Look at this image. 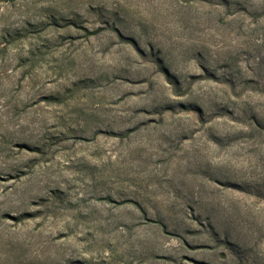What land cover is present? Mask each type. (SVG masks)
Returning <instances> with one entry per match:
<instances>
[{
	"label": "rangeland",
	"instance_id": "1",
	"mask_svg": "<svg viewBox=\"0 0 264 264\" xmlns=\"http://www.w3.org/2000/svg\"><path fill=\"white\" fill-rule=\"evenodd\" d=\"M246 80L264 0H0V264H264Z\"/></svg>",
	"mask_w": 264,
	"mask_h": 264
},
{
	"label": "trees",
	"instance_id": "2",
	"mask_svg": "<svg viewBox=\"0 0 264 264\" xmlns=\"http://www.w3.org/2000/svg\"><path fill=\"white\" fill-rule=\"evenodd\" d=\"M254 15H255V13H254ZM255 16H258V14ZM87 34L91 35V33H88V32H87ZM244 85H245V88H249L251 86L250 89H253V86L254 87L256 86V89L254 88V91L255 92L258 91V93L264 94V88L261 91L258 90V86H257L258 83L255 80H251V81L246 80L244 82ZM250 125L253 126L254 128H256L257 130H259L260 132L264 133V121H262V119L258 115L252 114L250 116ZM157 224H159V226L162 228H166L165 224L162 223L161 221L157 222ZM253 264H255L254 261H253Z\"/></svg>",
	"mask_w": 264,
	"mask_h": 264
}]
</instances>
